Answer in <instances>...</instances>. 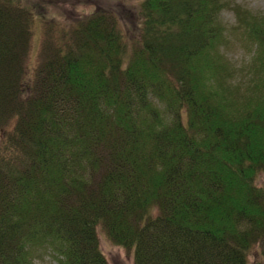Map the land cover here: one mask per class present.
<instances>
[{
    "label": "trees",
    "instance_id": "obj_1",
    "mask_svg": "<svg viewBox=\"0 0 264 264\" xmlns=\"http://www.w3.org/2000/svg\"><path fill=\"white\" fill-rule=\"evenodd\" d=\"M225 8L145 0L134 38L96 12L33 69L32 8L0 0V264H109L102 235L134 264L264 248V17L239 22L256 51L239 78Z\"/></svg>",
    "mask_w": 264,
    "mask_h": 264
},
{
    "label": "rangeland",
    "instance_id": "obj_2",
    "mask_svg": "<svg viewBox=\"0 0 264 264\" xmlns=\"http://www.w3.org/2000/svg\"><path fill=\"white\" fill-rule=\"evenodd\" d=\"M145 0H20L21 4L30 7L34 15L31 29V53L28 65L36 69L40 63L42 46L47 40L52 39V33L58 34L63 30H69L73 25L99 12L106 17L117 21L118 27L123 29L127 37L134 38L140 11ZM264 17V0H226V8L223 10L221 20L223 29H228L230 44L224 49L229 62L232 65L236 77H242L244 70L248 69L256 51L252 52L253 46L243 39L244 34L239 22L246 13ZM262 17V18H263ZM143 22V19L140 20ZM140 23V24H141ZM237 25L238 30L234 29ZM243 37H242V36ZM246 39V38H245ZM134 42H130V46ZM264 186V176L258 180ZM101 248L107 257L109 264H134L132 253L122 248L110 239L102 235ZM40 255V256H39ZM32 264H58L55 258L45 251L35 255ZM248 264H264L263 245H256L250 252Z\"/></svg>",
    "mask_w": 264,
    "mask_h": 264
}]
</instances>
